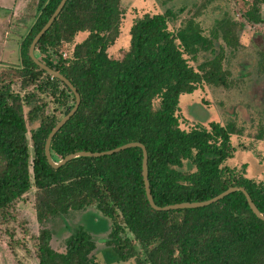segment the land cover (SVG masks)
Instances as JSON below:
<instances>
[{
  "label": "trees",
  "instance_id": "16d2710c",
  "mask_svg": "<svg viewBox=\"0 0 264 264\" xmlns=\"http://www.w3.org/2000/svg\"><path fill=\"white\" fill-rule=\"evenodd\" d=\"M121 1L68 0L37 44L40 59L64 74L81 95L78 111L52 140L53 157L142 142L157 205L207 200L242 186L264 214V180L250 177L245 164L227 163L236 151L232 134L240 130L218 121L184 129L178 115L181 95L196 91L203 82L232 85L230 71L224 68L226 47L241 46L247 22L263 21L264 0L239 2L245 21L226 13L210 35L196 16L174 32L169 11L145 13L131 26L129 50L122 58H112L109 48L121 35ZM60 2L38 0L36 19L20 42V64L0 68V212L35 187L41 224L90 208L108 217L111 231L105 242L121 261L264 264V220L242 191L204 207L160 211L147 198L140 147L78 157L60 168L49 164L46 140L62 118L49 110V98L65 115L75 96L65 82L34 62L30 45ZM82 32L87 35L75 43ZM200 57L197 68L190 64ZM16 83L19 91L13 88ZM28 121L38 123L30 138ZM35 239L39 264H102L84 229L67 239L63 252L53 248L48 228Z\"/></svg>",
  "mask_w": 264,
  "mask_h": 264
},
{
  "label": "rangeland",
  "instance_id": "374dc122",
  "mask_svg": "<svg viewBox=\"0 0 264 264\" xmlns=\"http://www.w3.org/2000/svg\"><path fill=\"white\" fill-rule=\"evenodd\" d=\"M242 1L122 0L121 35L109 48V55L122 58L126 54L131 44V26L145 13L169 11V28L174 32L196 16L204 33L210 35L216 21L226 13L245 21L239 6ZM37 8L38 0H0V68L5 63L20 64V42L35 21ZM196 12L199 15H195ZM262 18L258 24L247 22L240 33V47H226L224 68L230 71L232 85L214 86L203 82L196 91L181 95L178 111L184 129L196 125L209 126L211 121L223 125L230 123L239 129L240 134H232L236 151L227 163L237 167L247 165L248 175L257 181L264 180V4ZM86 35L84 32L78 34L75 43ZM202 60L203 57L198 61L190 60V64L197 68ZM13 88L19 91L20 83L14 84ZM28 110L26 106V112ZM49 110L59 117L64 116V108L58 107L50 98ZM37 124L28 121L29 138L30 130ZM35 191L36 188L32 187L8 209L0 212V264H39L35 237L42 228L52 231V246L57 251L63 252L67 239L77 229H84L91 234L96 244L93 254L102 264H135V258L121 261L115 248L105 242L111 231L108 217L77 210L39 223Z\"/></svg>",
  "mask_w": 264,
  "mask_h": 264
},
{
  "label": "water",
  "instance_id": "95a60500",
  "mask_svg": "<svg viewBox=\"0 0 264 264\" xmlns=\"http://www.w3.org/2000/svg\"><path fill=\"white\" fill-rule=\"evenodd\" d=\"M67 1L68 0H61V2L57 6L56 10L54 11V13L50 17V19L47 21V23L44 25V27L37 33V35L34 37L32 43L30 45V55H31V58L34 60V62L40 68L44 69L52 77L59 78L63 82H65L69 86V88L71 89V91L73 92V94L75 96V103H74L73 108L59 120V122L55 125V127L51 130V132L49 133V135L47 137L46 144H45V155H46V158H47L49 164L54 168H60L63 165H65L66 163H68L69 161H71L75 158H78V157H101V156H105V155H112L114 153L129 149V148L140 147L143 150V164L142 165H143V175H144L147 198H148V201L151 204V206L153 208H155L156 210L169 211V210H176V209L204 207V206L211 205L212 203H215V202L223 199L224 197L228 196L231 193H234L236 191H242L245 194L247 201H248L251 209L253 210V212L260 219L264 220V214L259 210V208L257 207L255 202L253 201L249 192L242 186H231L228 189H226L225 191L221 192L220 194H218L212 198H209L207 200L194 201V202H179V203L169 204V205H165V206L157 205L155 200H154V197L152 195L151 184H150V180H149L148 150H147L145 144H143L142 142L133 141V142H129V143L123 144L121 146H118L116 148H113L110 150H104V151H95L94 152V151H89V150H87V151L81 150V151H77V152L68 154L67 156L60 158V159H55L53 157L52 151H51L52 140H53L54 136L59 132V130L78 111L79 106L81 104V95H80L77 87L64 74H62L60 71L54 69L53 67L49 66L48 64H46L45 62H43L40 59L39 54H37V44L40 41V39L43 37V35L50 29V27L52 26L55 19L58 17V15L61 13L63 8L65 7Z\"/></svg>",
  "mask_w": 264,
  "mask_h": 264
},
{
  "label": "crops",
  "instance_id": "0c3cea01",
  "mask_svg": "<svg viewBox=\"0 0 264 264\" xmlns=\"http://www.w3.org/2000/svg\"><path fill=\"white\" fill-rule=\"evenodd\" d=\"M87 211H92V212H95V211H94L93 209H91V208H90L89 210H87ZM95 213L97 214V212H95Z\"/></svg>",
  "mask_w": 264,
  "mask_h": 264
},
{
  "label": "flooded vegetation",
  "instance_id": "af4514ba",
  "mask_svg": "<svg viewBox=\"0 0 264 264\" xmlns=\"http://www.w3.org/2000/svg\"><path fill=\"white\" fill-rule=\"evenodd\" d=\"M263 56H264V50H263Z\"/></svg>",
  "mask_w": 264,
  "mask_h": 264
}]
</instances>
